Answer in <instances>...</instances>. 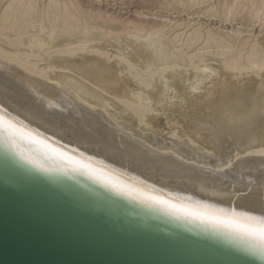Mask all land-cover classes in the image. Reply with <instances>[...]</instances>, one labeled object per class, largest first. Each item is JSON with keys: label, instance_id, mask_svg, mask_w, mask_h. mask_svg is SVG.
<instances>
[{"label": "bare ground", "instance_id": "1", "mask_svg": "<svg viewBox=\"0 0 264 264\" xmlns=\"http://www.w3.org/2000/svg\"><path fill=\"white\" fill-rule=\"evenodd\" d=\"M81 1L0 0L1 123L143 196L257 223L264 0H157L124 20Z\"/></svg>", "mask_w": 264, "mask_h": 264}, {"label": "water", "instance_id": "2", "mask_svg": "<svg viewBox=\"0 0 264 264\" xmlns=\"http://www.w3.org/2000/svg\"><path fill=\"white\" fill-rule=\"evenodd\" d=\"M0 264H264V249L0 122Z\"/></svg>", "mask_w": 264, "mask_h": 264}, {"label": "snow or ice", "instance_id": "3", "mask_svg": "<svg viewBox=\"0 0 264 264\" xmlns=\"http://www.w3.org/2000/svg\"><path fill=\"white\" fill-rule=\"evenodd\" d=\"M4 121V117L0 116V122ZM158 202L170 206L177 214L192 216L193 218L200 219L214 223L239 233L245 238L249 239L256 247L264 249V217H250L251 220H257V223L241 222L236 219L225 218L220 216L210 215L205 212H198L188 206L170 204L167 200L154 198Z\"/></svg>", "mask_w": 264, "mask_h": 264}, {"label": "rangeland", "instance_id": "4", "mask_svg": "<svg viewBox=\"0 0 264 264\" xmlns=\"http://www.w3.org/2000/svg\"><path fill=\"white\" fill-rule=\"evenodd\" d=\"M87 0H82V6L86 9H91L93 8L95 5L92 3H89ZM111 3L106 5L105 2L101 3L100 8L102 10H104L106 13H111L113 15H115L116 17H121L126 18V19H133L134 18V10L136 8H138L140 11L145 10V7H142L143 5H147V4H156L155 2H157V0H109ZM126 1V2H125ZM124 2V3H123ZM131 2V3H130ZM152 2V3H151ZM123 3V4H122ZM139 3V4H138ZM146 3V4H145ZM142 4V5H141ZM140 5V6H139ZM135 6V7H134ZM137 6V7H136ZM142 7V8H141ZM145 8V9H144ZM132 9V10H131ZM127 10V11H126ZM131 10V12H130ZM148 10V9H146ZM145 10V11H146ZM120 11V12H119ZM155 11V10H154ZM130 12V13H129ZM115 13V14H114Z\"/></svg>", "mask_w": 264, "mask_h": 264}]
</instances>
